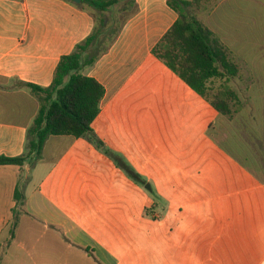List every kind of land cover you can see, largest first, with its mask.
<instances>
[{
	"label": "crops",
	"instance_id": "0c3cea01",
	"mask_svg": "<svg viewBox=\"0 0 264 264\" xmlns=\"http://www.w3.org/2000/svg\"><path fill=\"white\" fill-rule=\"evenodd\" d=\"M208 1L197 17L215 16ZM135 3L109 51L79 70L104 88L91 132L51 136L38 159L0 166V264H264V140L248 135L262 126V88L249 86L251 74L262 81V47L249 61L233 42L243 59L238 117L249 122L228 121L214 138L201 119L212 107L152 55L177 14L167 0ZM206 27L230 52L223 29ZM93 29L64 0H0V156L26 152L40 106L18 83L48 88Z\"/></svg>",
	"mask_w": 264,
	"mask_h": 264
},
{
	"label": "trees",
	"instance_id": "16d2710c",
	"mask_svg": "<svg viewBox=\"0 0 264 264\" xmlns=\"http://www.w3.org/2000/svg\"><path fill=\"white\" fill-rule=\"evenodd\" d=\"M64 1L88 12L94 19V29L71 54L60 58L48 88L18 83L37 97L40 106L27 129L26 152L18 157L0 156V166L22 167L30 157L38 159L51 136L88 135L100 113L104 88L94 79L79 74V70L81 66L94 65L109 51L125 23L136 14V3L135 0H82L80 5H75L70 0ZM202 3L203 0H167L177 20L152 49V55L218 114L231 117L240 99L226 84L239 77L240 69L228 48L197 19L196 14L204 8ZM118 12L125 13L121 22L116 21ZM215 82L221 85L215 88ZM15 199L23 200L18 190Z\"/></svg>",
	"mask_w": 264,
	"mask_h": 264
},
{
	"label": "rangeland",
	"instance_id": "374dc122",
	"mask_svg": "<svg viewBox=\"0 0 264 264\" xmlns=\"http://www.w3.org/2000/svg\"><path fill=\"white\" fill-rule=\"evenodd\" d=\"M205 7L207 10H210L213 7H218L217 12L215 16L209 17V12L201 13L198 15L197 19L203 23L206 26H209V23L215 24L216 26L220 27V29H223L224 31V42L230 44V52L233 56V59L235 62L240 66V68H243V59L239 56V52L236 51V47H234L233 42L235 45L239 41H241V47L245 46V56L248 58L249 61L254 60L253 58V47L257 45V47H262L261 55L264 56V0H225V3L220 4V0H211L210 2H204ZM210 7V8H209ZM209 8V9H208ZM119 9V7L117 8ZM125 13L124 12H118L116 14V21L121 22L124 18ZM237 32L240 34V38H236ZM236 36H235V34ZM245 34V39H244ZM245 44V45H244ZM244 49V48H243ZM261 66H262V74L261 78L262 81H258L257 75L251 74L249 75L252 83L249 86H252L254 89L253 91H259V88H262V91L260 93H263L264 95V58L261 60ZM245 72V69H244ZM247 74L244 73L242 77H245ZM241 81L240 79L230 80L226 87H229L233 89L234 91L238 92L240 95L243 91V88H241ZM221 85V82H215L214 87L217 88ZM247 86V85H244ZM251 102V101H250ZM263 105V107H261ZM257 108V118L259 124H262V126H258L259 128L254 133H248L251 137V140H264V101L258 103L256 106ZM214 110L210 108L209 114L202 115L201 119L203 121H209L212 123V130L210 131V135L215 138V132L217 133V136H219L220 127L226 124L233 123L234 125H247L246 123L249 122L247 119V116H244L239 122V110L236 108L234 110L233 115L231 117H225L217 112H213ZM262 127V129H261ZM215 130V132H214ZM222 132V131H221ZM175 151H178V149H174V155L170 159L168 157V160L170 163L168 168L166 170V176L169 177L170 181H176L179 176V172L182 171V165L179 163L180 158L175 155ZM144 182V181H142ZM164 191V190H163ZM161 191V192H163ZM162 211V210H160Z\"/></svg>",
	"mask_w": 264,
	"mask_h": 264
},
{
	"label": "water",
	"instance_id": "95a60500",
	"mask_svg": "<svg viewBox=\"0 0 264 264\" xmlns=\"http://www.w3.org/2000/svg\"><path fill=\"white\" fill-rule=\"evenodd\" d=\"M75 5H80L82 3V0H70ZM147 190H150V187H146Z\"/></svg>",
	"mask_w": 264,
	"mask_h": 264
}]
</instances>
